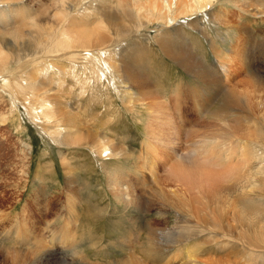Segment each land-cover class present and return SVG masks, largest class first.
Segmentation results:
<instances>
[{
    "label": "bare ground",
    "instance_id": "obj_1",
    "mask_svg": "<svg viewBox=\"0 0 264 264\" xmlns=\"http://www.w3.org/2000/svg\"><path fill=\"white\" fill-rule=\"evenodd\" d=\"M25 1L0 0V59L6 55V52L15 55L10 64L11 69L0 72V78L3 80H21L33 65H41L43 69H40V77L38 79L28 82L27 85L30 90L28 92L30 94L24 90L10 88L9 86L4 87V89L9 91L11 96H15L17 101L22 102L29 113L43 116L42 118L46 125H56V130L59 133H63L59 142L64 146L84 147L94 151L106 171V183L110 193L117 201L125 203L126 210L132 208V210H137V212H144L146 208H151L155 204L159 207L160 215L164 212L163 204L153 202L148 193L150 188L157 189L150 176L151 170L155 166L148 163L150 159L145 162V158L142 160L140 157V167L136 169L131 164H128L127 173L124 169H119L115 166L125 164L124 158L127 161L131 158V155L127 154L125 149L121 147L111 146V143L100 133L101 128L98 123L94 124L95 126L98 125V128L95 129L93 127L92 130L89 127H85L81 121H77L76 118H79V116L73 110L72 102H66V95L63 94L60 97L52 95L54 90L51 87V83L55 82L52 76L62 74L64 71L55 69L51 61L60 60V62L63 61L65 64H69L67 65L69 76L80 87L82 82L86 85L95 86L99 82L103 83L107 80L124 83L126 91L123 94V98L131 102H139V108L142 111L138 112L137 115L140 117L146 116V131L150 135L149 141L144 148L146 159L151 154V156L154 155L153 157L161 162L164 159V163L169 162V160L164 158L162 150H158V147H165L167 142L170 141V139H165L163 135L165 130L168 131L175 128V121H172V116L168 112L171 109L165 104L164 106V102L162 103L164 107L153 110L162 101H159L155 96L160 92V88H157L158 90L156 91V88L154 89L153 85L149 83L148 74L146 75L145 68L141 65L143 61L138 59L139 61L135 62L130 56L134 48L127 47L124 42H133L134 40L137 42L142 40V38L149 41L148 32L154 28L157 29L158 33L154 36L153 42L159 44L162 50L169 55V58L181 63L185 70L191 71L190 74L198 81L194 87L190 88L191 92L189 94L193 99V107L198 111L201 109L204 112L205 108L208 107L206 103L208 102L209 93L211 94L213 91L216 94L219 91L226 93L216 110L209 114L214 122L209 128L210 131L208 130L209 133L205 136L202 135L199 141L193 142L190 158L186 159L182 164L179 160L177 161L178 165L177 163H172L167 170L171 178L177 180L176 182L181 185L183 191V193H179L177 190H173L175 200L178 201L179 197L181 198V206H178V208L181 209L186 206L185 210L189 211V213H196L200 224L195 223L194 226L196 229L202 230L199 234H209L215 240H223L227 241V243L240 242L239 251L250 249L247 253L248 259H252L254 253H262L255 250L257 246L253 242H264V210L261 208L264 203V78L261 75H257V73L264 75L262 71L264 68L258 69L259 71L253 73V76L244 80L241 88L237 86L238 83L224 84L225 78L230 75L228 66L231 62L229 63V61L223 59L224 57H220L222 53L219 56L218 53L220 52H217V56L220 57L218 59H221L220 62L218 61L219 69L210 70L209 65L203 64L194 54L198 50L199 43L186 44L188 40L185 39L183 27L184 25H189L196 28V25H198L200 33L205 36L206 33L208 34L209 27L206 24L201 28L205 19L199 17L209 12L207 19L211 24H213V18L215 21L217 20V23L214 21V25H218V28L220 27V35H223L222 32L226 31L227 36L231 38L234 35L235 37V41L231 42L232 45L229 46L228 50L230 49V52L234 54L245 51L242 61L245 65L252 68L254 63L251 54L255 44L259 50L258 61L260 60V64H264V0H117L118 3L116 0H54V3L51 4V10H47L48 12L44 14L41 12L48 22L53 23L51 30L54 36L48 43L40 39L35 28L38 27L36 26L38 17L31 19L27 15L26 7H24ZM115 3L117 4L115 5ZM215 9L219 10L215 11ZM16 14L20 16L21 21L17 26L15 25L17 19L14 18ZM235 14L237 19L234 21L232 18ZM94 21L99 23L93 24ZM11 22H13L14 26L11 25ZM255 22L258 26L254 27L256 30L253 27L251 30L248 23ZM255 33H257L258 40L254 37ZM215 37L218 39V36ZM223 37L220 36L219 38L226 42ZM23 41H28L30 47H33L31 52L30 50L25 51L21 47L20 43ZM215 49L214 51H217ZM130 50L132 51L130 52ZM29 53L36 54L32 58ZM125 55H129V62L126 60ZM144 61H146L145 57ZM50 69L56 70L52 76L48 74ZM63 75L65 74L63 73ZM53 87L55 88V86ZM81 89L79 96L84 97L86 88L81 87ZM176 91L175 98L178 101L179 95H182L184 90L182 86H179ZM230 117L235 121H231ZM42 118L39 119L42 120ZM66 120H70L68 124H66ZM208 120L205 121L206 124L209 122ZM163 127L164 129L159 132ZM192 133L191 135L195 134ZM194 136L196 137V135ZM192 137L190 136L191 139ZM177 155L175 153L172 159L175 160ZM111 158L116 160L113 166L108 165ZM200 163L210 171V175H207L209 180L204 182L206 183L205 188L201 186L203 182V179L200 178L201 173L197 172ZM23 164L25 167V163ZM215 168L217 171H215L213 176L212 173ZM71 172L74 173L66 166V175H71ZM215 181L221 184L233 182V187L236 190L237 185L240 186L243 188L242 196L246 199L241 202L233 201L230 198L218 199V196L223 191L221 187L213 185ZM75 184L73 175L68 177L69 190H74ZM211 192L214 195L207 197ZM39 193V197L38 195L36 196V199L38 198L36 208L37 211L42 212L46 190L41 188ZM197 195L200 196L195 199V202H192V196ZM171 197L174 199L173 196ZM203 197L215 200L210 209V219L206 215H199L198 209L194 205L195 203H200ZM188 200L191 202H188ZM163 201L167 204L170 203V200L166 202L164 197ZM175 203L172 202L170 204L175 205ZM183 218L185 216L181 215V219ZM190 222V219L186 217L184 222L180 223L188 225ZM133 225L135 223L131 220L130 231L124 238L127 244H121L120 246L124 249L123 252L127 254L129 259L117 264H137L142 259L147 262L157 261L158 256L155 247L165 246L171 250L183 241H185V244L193 241V236L190 233H185V230H188V226L175 231L178 233L176 238L178 241L171 243L164 240L163 233L159 232L149 222L146 227L144 226L145 228L141 229V232H145L146 237L144 243L137 250L128 242L131 238ZM218 228L219 230L216 231ZM70 239L71 242L73 239L72 237ZM38 242H41L42 245L40 239ZM39 243L37 244L40 245ZM70 245L72 247V244ZM73 250L74 253L79 255L82 253L78 252L77 247H74ZM149 250L155 254L154 258L152 253L147 254ZM182 250H178L174 254V260H170L168 264H202L191 257L195 252V248H191L189 251ZM239 251L234 252L233 261H205V264H249L247 260L236 258L241 255ZM137 252H141V255L136 256L135 253ZM12 253L13 255H18H16L17 257L15 256V259L19 264H64L46 245H42L34 253L32 251L33 256L31 253L23 251H13ZM135 257L139 258V260ZM45 259H53V261H46ZM258 261L256 264H264V259ZM5 263L7 264V262Z\"/></svg>",
    "mask_w": 264,
    "mask_h": 264
},
{
    "label": "rangeland",
    "instance_id": "obj_2",
    "mask_svg": "<svg viewBox=\"0 0 264 264\" xmlns=\"http://www.w3.org/2000/svg\"><path fill=\"white\" fill-rule=\"evenodd\" d=\"M53 3L54 0H26L24 2L27 15L30 16L31 19H36V17H38L36 19V26L38 27L35 28L37 29L40 39L45 43L50 42L51 38L54 36L51 30V25H53V23L48 22L42 14L51 10V4ZM117 3H115V5ZM48 7L49 9H47ZM218 10L219 9H215V11ZM205 14L206 15L203 16L200 15L199 18L205 19L201 28L207 24L209 27L208 34L206 33L204 36L200 33L198 25H196V28L184 25L185 39L188 40L186 44L199 43L198 50L194 52V54L203 64L209 65L210 70L219 69L218 63L221 59L218 58L220 57H224L223 59L229 61V63L231 62L228 66V73L231 77L229 75V79L225 78L226 81L224 84L230 85L231 82L232 84L238 83L237 86L241 88L244 80L253 76V73L259 71L258 69L264 68V64H260V60L258 61V47H256V44L253 45L251 55L254 66H252V68L248 67L242 61V57L245 55L243 53H246L245 51L234 54L230 52V49L228 50L229 46L232 45L231 42L235 41L234 35L230 38V36H227L226 31H223V35H220V27L218 28V25H214L215 22L217 23V20L215 21L213 18V24H211L207 19V15L210 13L208 12ZM14 18L17 19L15 22L17 26L21 22L20 16L16 14ZM232 19L235 21L237 15L235 14ZM11 23V25L14 26L13 22ZM98 23V21L93 22V24ZM248 24L251 30L258 26L256 22ZM157 33V29L155 28L148 32L149 41L151 43L142 38V40L137 42L134 40L133 42H124V44H126L127 47L134 48L130 56L135 62L139 60L143 61L141 65L145 68L144 71L146 75L148 74L147 77L151 81H149V83L153 85V88H156V91L160 88V92L155 96L159 101H162L160 105H158L160 107L157 106L153 110L164 107L165 105L167 107L169 106L168 108L171 109L167 111L171 114L172 121H175V130H165L163 137H165V139H170V141L167 142V146L158 147V150H162L164 158L169 160L167 163L170 164L168 165L164 163V159L161 162L159 159L156 160V158L153 157L154 155L151 156V154L146 159L144 148L150 136L146 131V116L140 117L137 115L138 112L142 111L139 108V102L138 104L137 101L131 102L123 98V94L126 91L123 85L124 83L107 80L103 83L99 82V84L95 86L86 85L82 82L81 87L86 88V95L81 97L79 96V92L82 91L81 87L75 84L73 78L69 76L70 73L67 68L69 64H65L63 61L60 62V60H56V62L53 60L51 61V63H53L52 66H54L55 69H62L65 75L62 73L52 76L53 72H56L55 69H50L48 74L52 76L55 81L51 83V87L54 90V94L52 95H56L57 97L63 96V94L66 95V102H72V108L76 115L79 116V118H76L77 121H81L85 127H89L92 130L93 127L96 129L98 128L97 126L100 125V133L111 143V146L116 145L121 147L125 149L127 154L131 155V158L127 161L125 160L126 158H124L125 164L115 165V158H111L109 163L107 162L108 165H115L119 169H124L127 173L128 164H131L136 169L140 167L141 163L139 162V157L142 158V160L145 158V162H148L150 159L148 163L155 166L153 170H151L150 176L157 189L150 188L148 193L153 202L163 204L164 212H162V215H160L159 207L155 204H153L151 208H146L144 212H137V210H132V208H128L127 211L125 203L117 201L110 193L108 184L106 183V171L102 166L101 160L94 151L84 147L64 146L59 142L63 133H59L56 130V125H46L43 121V116L29 113L22 102L17 101L15 96H11L9 91L4 89V87L9 86L10 88L24 90L30 94L27 84L40 77V69L43 67L38 64L33 65L21 80H3L0 78V264H6L5 262H7V264H19L15 259L17 254L13 255V251H23L31 253L33 256L32 251L34 253V251L41 248L42 245H46L64 264H79L82 262L85 264L120 263L125 259H129L127 254L123 252L124 249L120 246L121 244H127L124 238L130 231L131 220L134 221L135 225H133L131 238L128 242L137 250L138 247H141L144 243L146 237L144 234L145 232H141V229L145 228L149 222H151L159 232L161 231V233H163L164 240L171 243H176L178 233L175 231L187 226L188 230H185V233H190L193 236V241L189 244H185V241H183L171 250L165 246L155 247L158 256L157 261L147 262L142 259V261L137 262V264H168L170 260H174V254L178 250L181 251V249H183L182 251H189L191 248H195V252L191 256L192 259H197V261H200L202 264H205V261L217 262L220 260H234V252L240 250V242L227 243V241L215 240L214 237H211L209 234H199L202 230H198L194 226L195 223L200 224V221L198 222L197 220L196 213H189V211L185 210L186 206L181 209L178 208V206H181V198L179 197L178 201H176L173 190H177L179 193H183V191L181 185L176 182L177 180L171 178L167 170L172 163H177L179 160L182 164L186 159L190 158L193 142L199 141L202 135L205 136L209 133V128L213 125L212 123H214L209 114L216 110V107L221 103L226 93L220 91L217 93L218 95L215 91L211 94L209 93L207 97L208 102L206 103L208 107L205 108L204 112H202L201 109L198 111L194 108L193 99L189 94L191 92L190 88L194 87L198 81L190 74L191 71L185 70L181 63L175 62L172 58H169V55L162 50L159 44L153 42L154 36H156ZM215 36H218V39H216ZM220 36H224L223 38L226 42H223V39L219 38ZM254 37L258 40L257 33H255ZM20 44L25 51L30 50L31 52L33 49V47H30L28 41H23ZM214 49L217 51H214ZM131 51L132 50H130V52ZM217 52H220L218 53L219 56L221 53L223 56H217ZM134 53L135 55H133ZM35 54L29 53L32 58ZM128 56L125 55V58L129 62ZM14 57L15 55L6 52V55L0 59V72L11 69L10 64ZM144 57L146 61H144ZM262 71L264 74V70ZM81 75L83 76L82 73ZM257 75H261V77L264 78L262 74L257 73ZM53 86H55V88ZM179 86H182L184 93L179 95L180 97L177 101L175 94ZM213 95L214 97H218L214 98ZM79 97L80 99H78ZM23 98L25 97L23 96ZM162 103L165 105L163 106ZM36 116H38L37 120ZM39 118H42V120ZM230 118L231 121H235L232 117ZM206 120L209 121L207 124L205 123ZM69 121L70 120H66V124H68ZM96 123H98V125L95 126L94 124ZM102 125L103 127H101ZM163 129L164 127L161 128L159 132ZM192 129L193 131L197 129L199 132L197 130L193 132ZM191 133H195L194 135H196L197 138L191 135ZM196 133L200 134L198 135ZM190 136H193L195 139L193 137L191 139ZM175 153L178 155L174 160L172 158L175 156ZM121 160L123 161V159ZM22 162L25 163V167ZM66 166L74 173L71 172V175L67 176ZM182 168L185 169L183 166ZM215 171H217L216 168L213 169V176ZM197 172L201 173L200 178L203 179L201 186L205 188L206 183L204 182L209 180L207 175H210V171L200 163ZM72 175L76 184L74 185V190H69L68 177ZM181 178L183 177L181 176ZM213 185L221 187L223 191L222 194L218 196V199L230 198L236 202H241L243 199H246L242 196L243 188L237 185L236 190L233 187V182L221 184L215 181ZM41 188L46 190L45 196L47 198L46 200L44 197V208L42 212L37 211L36 208V201L38 200L36 196L38 195L39 197ZM210 195H214V193H209L207 197H210ZM171 196H173L174 199ZM199 196L200 195L192 196V202H195V199ZM163 197L166 202H168V200H170V203L176 202L175 205L165 203ZM188 202L191 201L188 200ZM214 202L215 200L203 197L200 203H195L194 205L196 206L195 208L198 209L199 215H206L210 219V209ZM261 208L264 210V203ZM181 215H184L185 218H189L191 221L190 224H181L180 222H184L185 220V218L181 219ZM218 230L219 228L216 231ZM70 237L73 239L71 242ZM39 239L42 241V245L41 242H38ZM69 243L72 244V247ZM253 243L257 246L255 250L261 251L262 253H254L253 258L248 259L247 253L250 249H243L239 251L241 255L236 258L247 260L249 264H256L258 260L264 259V242ZM246 244L248 245L247 242ZM74 247H77L78 252L82 253L80 255L74 253ZM255 250L253 251L255 252ZM148 253H152V257H155V254L151 250H149L147 254ZM135 255L140 256L141 252H137ZM135 258L139 260V258ZM45 260L53 261V259ZM45 260H43V262H45Z\"/></svg>",
    "mask_w": 264,
    "mask_h": 264
}]
</instances>
